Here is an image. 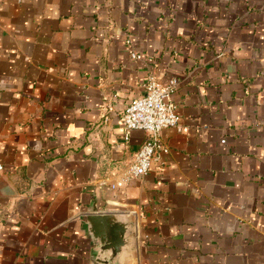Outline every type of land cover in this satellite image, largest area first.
I'll return each instance as SVG.
<instances>
[{"label":"crops","instance_id":"0c3cea01","mask_svg":"<svg viewBox=\"0 0 264 264\" xmlns=\"http://www.w3.org/2000/svg\"><path fill=\"white\" fill-rule=\"evenodd\" d=\"M150 76L183 128L112 188ZM104 211L134 213V264H264V0H0V264H98Z\"/></svg>","mask_w":264,"mask_h":264},{"label":"built area","instance_id":"2783aa9c","mask_svg":"<svg viewBox=\"0 0 264 264\" xmlns=\"http://www.w3.org/2000/svg\"><path fill=\"white\" fill-rule=\"evenodd\" d=\"M131 54L134 59H143L142 54L135 51ZM178 85V78H172L167 84H162L155 76H150L144 84L145 94L132 100L125 108L121 119L127 130L126 139L129 138L128 132L133 129L144 130L147 136L132 162L111 184L112 188L126 186L132 180L147 174L155 161L170 152L169 146L162 138V132L168 127L178 130L183 128L176 112L177 105L172 100Z\"/></svg>","mask_w":264,"mask_h":264},{"label":"water","instance_id":"95a60500","mask_svg":"<svg viewBox=\"0 0 264 264\" xmlns=\"http://www.w3.org/2000/svg\"><path fill=\"white\" fill-rule=\"evenodd\" d=\"M95 245L98 264H134L137 250V221L134 213L88 212L80 216Z\"/></svg>","mask_w":264,"mask_h":264}]
</instances>
